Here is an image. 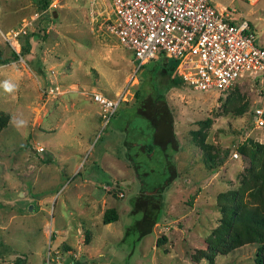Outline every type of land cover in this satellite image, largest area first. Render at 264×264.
Masks as SVG:
<instances>
[{"label":"rangeland","instance_id":"1","mask_svg":"<svg viewBox=\"0 0 264 264\" xmlns=\"http://www.w3.org/2000/svg\"><path fill=\"white\" fill-rule=\"evenodd\" d=\"M51 1L0 0V262L46 264L53 247L67 264H264V75L224 92L165 87L105 7ZM212 2L264 46V0ZM95 92L123 95L107 123ZM167 182L138 232L136 198Z\"/></svg>","mask_w":264,"mask_h":264},{"label":"built area","instance_id":"2","mask_svg":"<svg viewBox=\"0 0 264 264\" xmlns=\"http://www.w3.org/2000/svg\"><path fill=\"white\" fill-rule=\"evenodd\" d=\"M61 2L52 0L50 6L57 7ZM91 2L92 6L100 5L108 11L106 28L132 49L138 69L164 57L175 60V74L198 91L224 92L242 78L264 75V46L258 41L254 24L239 15L236 7L219 9L212 0ZM28 25L13 31L12 39L23 36ZM59 89L53 87L51 93ZM93 99L102 107L107 123L123 95L112 98L95 92ZM256 116L257 124L262 126L264 108L258 107ZM65 260L60 249L49 248L46 264H67Z\"/></svg>","mask_w":264,"mask_h":264},{"label":"trees","instance_id":"3","mask_svg":"<svg viewBox=\"0 0 264 264\" xmlns=\"http://www.w3.org/2000/svg\"><path fill=\"white\" fill-rule=\"evenodd\" d=\"M46 3L49 4V0ZM155 61L159 62L162 65L160 67V69L157 67V70L158 69L159 70L156 72V75L158 73L157 76H159L162 79V83L165 87L173 85V84L184 83L183 80L175 74V71H176V68L178 65L177 61L167 59L165 57L160 58L159 60H153V62H155ZM2 62H3V59H1V57H0V63H2ZM149 63H147V64H149ZM147 64L141 66L140 68H144ZM168 183L169 182H167V183H165L159 187H156L153 190L155 192L152 195H149L144 190L141 193V195H139L136 198L135 205H134V211H137L140 207L145 212L144 218H145V216L150 218V219H148L149 223H150L148 225L149 226L148 228H146L147 225H144V222L146 221L144 218L142 220H138L135 223V225L133 227L138 232L142 231V234H146L147 232L151 231V228H152L151 226L154 225V222L156 221V218L158 216V206L160 204V198H159L160 195H157L155 197H153V195L162 193L163 188ZM153 198H155L156 200H154ZM118 216L119 215H118L117 210L115 208H113V209H111V212L109 215L108 214L105 215V222L106 223L113 222V221L118 219ZM261 259H262V256L258 255L257 263H261L262 262ZM16 261H17V264H24V259L18 258ZM0 264H3V263L0 262Z\"/></svg>","mask_w":264,"mask_h":264},{"label":"clouds","instance_id":"4","mask_svg":"<svg viewBox=\"0 0 264 264\" xmlns=\"http://www.w3.org/2000/svg\"><path fill=\"white\" fill-rule=\"evenodd\" d=\"M4 87L6 88L7 91H12L13 87H15V86H12V85H9V84H5ZM25 124H26L25 121H20V125H25Z\"/></svg>","mask_w":264,"mask_h":264}]
</instances>
